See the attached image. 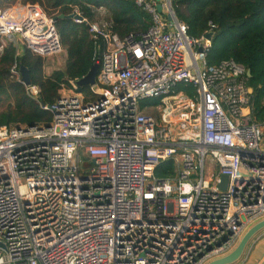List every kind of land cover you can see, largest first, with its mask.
<instances>
[{
	"label": "built area",
	"instance_id": "1",
	"mask_svg": "<svg viewBox=\"0 0 264 264\" xmlns=\"http://www.w3.org/2000/svg\"><path fill=\"white\" fill-rule=\"evenodd\" d=\"M134 1L152 22L139 35L73 11L99 63L88 94L70 80L42 105L39 85L11 66L52 120L0 127V264H207L264 219V117L254 116L247 68L208 65L213 30L189 35L172 0ZM0 37L17 54L63 50L55 17L37 3L0 0ZM167 160L175 175L156 176Z\"/></svg>",
	"mask_w": 264,
	"mask_h": 264
},
{
	"label": "trees",
	"instance_id": "2",
	"mask_svg": "<svg viewBox=\"0 0 264 264\" xmlns=\"http://www.w3.org/2000/svg\"><path fill=\"white\" fill-rule=\"evenodd\" d=\"M18 0H2L7 5ZM39 2L56 19L62 46L67 53L65 67L51 75L44 73L45 58L26 46L18 52L15 45H7L0 56V127L45 124L52 120V113L30 97L22 83L13 78L10 68L17 60L30 72L31 82L41 88L40 100L52 104L61 94L62 85L70 86V80H80L94 64L95 42L87 23L69 18L75 8L93 21L96 9L103 7L109 12L112 28L121 37L142 34L151 25L150 15L134 0H22ZM176 14L188 25V33L200 38L213 30L211 45L206 54L208 65H217L233 59L250 69L252 76L248 86L253 88L254 116L257 121L264 117V0H172ZM214 25V28H211ZM177 90L194 93L192 84H179ZM80 86L78 91H87ZM147 100L145 104L156 103ZM172 160L162 162L155 169L158 177H173Z\"/></svg>",
	"mask_w": 264,
	"mask_h": 264
},
{
	"label": "water",
	"instance_id": "3",
	"mask_svg": "<svg viewBox=\"0 0 264 264\" xmlns=\"http://www.w3.org/2000/svg\"><path fill=\"white\" fill-rule=\"evenodd\" d=\"M156 1L158 3H160L162 0H156ZM68 17L72 18V19L73 18H81V16L73 14V13L68 15ZM207 37L209 39L212 38V34L211 33L207 34ZM199 51L200 52L203 51L202 48H199ZM21 71H22V77H23V80L25 81V83L31 84V77H30V72H29L28 68L26 66L21 65ZM98 71H99V63L97 62V63L93 64V66L91 67L90 71L88 72V74L86 76H84L83 78L78 80V85L79 86L94 85L96 83ZM247 75H248V77L252 76L250 69L247 70ZM250 90L253 92L252 87H250ZM45 104H46V102L42 101V105H45ZM49 107H51V105H49ZM47 125L49 126V124H47ZM228 181H229V177L227 175H222L220 187L222 189H226ZM262 230H264V219L253 224L245 232V234L242 236V238L240 239L237 246L230 253H228L225 256L216 258V259L208 262L207 264H232V263L238 261L242 257V255H243L247 245L249 244V242L254 238V236H256ZM0 245H2V244H0Z\"/></svg>",
	"mask_w": 264,
	"mask_h": 264
},
{
	"label": "rangeland",
	"instance_id": "4",
	"mask_svg": "<svg viewBox=\"0 0 264 264\" xmlns=\"http://www.w3.org/2000/svg\"><path fill=\"white\" fill-rule=\"evenodd\" d=\"M17 2H23V1L22 0H18ZM23 3H25V2H23ZM26 3H28V2H26ZM35 3L39 4L40 6H42L45 9V11L48 14H50L48 9L46 7H44L42 4H40L39 2H35ZM4 5H7L6 2L4 3ZM108 14H109V12H106V13H103L101 15L98 12L96 19H99L100 17L106 19V18H108ZM51 15H53V14H51ZM9 44L15 45L12 41L8 40L7 38H1L0 37V56L3 53V50H4V49L2 50V47L5 48ZM19 51L20 52L22 51V46L20 47ZM44 58H45L44 73L46 75H51L54 71L59 70V69H63L65 67V62H66V59H67V53H66L65 49L63 48V50L61 52H59L58 54L47 56V57H44ZM68 91H69L68 89H65V90H63V88L61 89V93L68 92ZM83 92L88 94L89 90L83 91ZM208 164L210 165L209 160H208Z\"/></svg>",
	"mask_w": 264,
	"mask_h": 264
},
{
	"label": "crops",
	"instance_id": "5",
	"mask_svg": "<svg viewBox=\"0 0 264 264\" xmlns=\"http://www.w3.org/2000/svg\"><path fill=\"white\" fill-rule=\"evenodd\" d=\"M106 19L112 24L110 19ZM232 264H264V230L254 236V238L247 245L242 257Z\"/></svg>",
	"mask_w": 264,
	"mask_h": 264
}]
</instances>
